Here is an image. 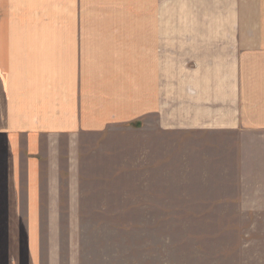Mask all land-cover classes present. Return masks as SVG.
Wrapping results in <instances>:
<instances>
[{"label":"crops","instance_id":"1","mask_svg":"<svg viewBox=\"0 0 264 264\" xmlns=\"http://www.w3.org/2000/svg\"><path fill=\"white\" fill-rule=\"evenodd\" d=\"M149 123L264 138V0H0V264H41L40 183L88 179L85 136Z\"/></svg>","mask_w":264,"mask_h":264},{"label":"rangeland","instance_id":"2","mask_svg":"<svg viewBox=\"0 0 264 264\" xmlns=\"http://www.w3.org/2000/svg\"><path fill=\"white\" fill-rule=\"evenodd\" d=\"M131 132L127 144L84 137L89 180L40 183L61 198L55 218L43 204L38 220L41 264H264V138L197 133L190 143L155 123Z\"/></svg>","mask_w":264,"mask_h":264}]
</instances>
